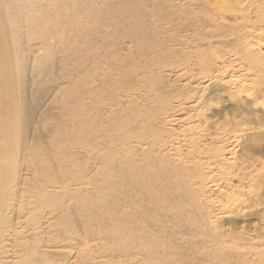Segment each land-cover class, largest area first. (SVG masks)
<instances>
[{
    "label": "rangeland",
    "instance_id": "rangeland-1",
    "mask_svg": "<svg viewBox=\"0 0 264 264\" xmlns=\"http://www.w3.org/2000/svg\"><path fill=\"white\" fill-rule=\"evenodd\" d=\"M0 11V264H264V0Z\"/></svg>",
    "mask_w": 264,
    "mask_h": 264
},
{
    "label": "bare ground",
    "instance_id": "bare-ground-1",
    "mask_svg": "<svg viewBox=\"0 0 264 264\" xmlns=\"http://www.w3.org/2000/svg\"><path fill=\"white\" fill-rule=\"evenodd\" d=\"M258 65L260 64L258 63ZM10 71L11 65L7 55L5 32H3L0 27V103H2L3 105H8L10 107V111H14L15 86L13 89L10 84Z\"/></svg>",
    "mask_w": 264,
    "mask_h": 264
}]
</instances>
